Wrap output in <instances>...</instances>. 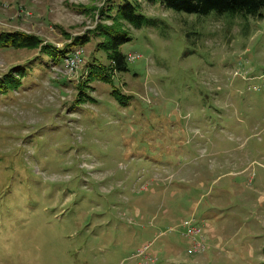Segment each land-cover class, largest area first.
<instances>
[{"label": "rangeland", "instance_id": "obj_1", "mask_svg": "<svg viewBox=\"0 0 264 264\" xmlns=\"http://www.w3.org/2000/svg\"><path fill=\"white\" fill-rule=\"evenodd\" d=\"M138 2L127 69L89 81L103 0H0V31L67 50L0 46V264H264V8Z\"/></svg>", "mask_w": 264, "mask_h": 264}, {"label": "trees", "instance_id": "obj_2", "mask_svg": "<svg viewBox=\"0 0 264 264\" xmlns=\"http://www.w3.org/2000/svg\"><path fill=\"white\" fill-rule=\"evenodd\" d=\"M139 0H103L99 7L91 6L89 9L97 10L101 18L109 17L110 24L97 22L96 26L86 34L77 35L72 38L74 46H81L87 43L91 36L89 32L94 31L102 38L98 42V47L105 50L108 64L95 62L88 67L89 74L86 77L91 81L94 78L103 81H110V72L116 70L124 71L127 69V61L129 55L123 54L119 47L130 40L129 31L125 28L124 23H129L134 28H140L146 22H152L147 15L141 12ZM146 2L155 3L157 0H144ZM165 8H170L175 11H183L187 13L208 14L215 11L219 14L228 12L241 16L253 15L258 16L259 10L264 8V0H158ZM113 11V12H112ZM149 23V24H150ZM42 39L36 35H28L22 32L0 31V46H11L14 48H39L41 53L53 55L56 57L58 52H66V49L55 51V47L51 44H41ZM14 69V70H13ZM8 73L0 77V93L7 91L11 86L21 84L20 76L24 74L23 67L13 68ZM17 69V70H16ZM87 81V82H89ZM18 86H16L17 88ZM85 87V85H84ZM85 92L79 91V96ZM117 96L116 91L113 92ZM83 96V95H82ZM80 99L87 100L92 97L85 96Z\"/></svg>", "mask_w": 264, "mask_h": 264}, {"label": "built area", "instance_id": "obj_3", "mask_svg": "<svg viewBox=\"0 0 264 264\" xmlns=\"http://www.w3.org/2000/svg\"><path fill=\"white\" fill-rule=\"evenodd\" d=\"M79 55H80L79 52L76 51L74 53L67 55V57H65L64 60L66 62V65L69 66L70 70L74 69L77 66L78 62L80 61ZM129 57L131 58L132 56H129Z\"/></svg>", "mask_w": 264, "mask_h": 264}, {"label": "crops", "instance_id": "obj_4", "mask_svg": "<svg viewBox=\"0 0 264 264\" xmlns=\"http://www.w3.org/2000/svg\"><path fill=\"white\" fill-rule=\"evenodd\" d=\"M196 204L193 205V207H195Z\"/></svg>", "mask_w": 264, "mask_h": 264}]
</instances>
